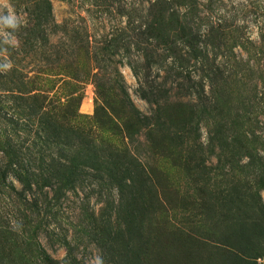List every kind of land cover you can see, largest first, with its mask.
Returning a JSON list of instances; mask_svg holds the SVG:
<instances>
[{
	"label": "rangeland",
	"instance_id": "rangeland-1",
	"mask_svg": "<svg viewBox=\"0 0 264 264\" xmlns=\"http://www.w3.org/2000/svg\"><path fill=\"white\" fill-rule=\"evenodd\" d=\"M1 125L0 264H264V0H0Z\"/></svg>",
	"mask_w": 264,
	"mask_h": 264
},
{
	"label": "trees",
	"instance_id": "trees-1",
	"mask_svg": "<svg viewBox=\"0 0 264 264\" xmlns=\"http://www.w3.org/2000/svg\"><path fill=\"white\" fill-rule=\"evenodd\" d=\"M179 18L176 19V21H178ZM176 32V28L173 29ZM182 30V29H180ZM160 36V35H159ZM13 75V74H11ZM10 83L12 84V89L11 92H15V88H19L17 84H15L14 79H10L9 80ZM35 80H30V81H22L21 80V86L25 87L27 84L32 83ZM17 92H19L20 94H23L24 91L18 90L16 89ZM7 97H9L10 99H12V103L15 104V106L13 107V109H15L14 113L12 114V116L14 115L16 119H11L12 122L14 121H19V120H26V119H30L32 120L34 123H36L37 128L39 130H41L42 132L49 133V131H54L56 129L55 123H53V116L50 115V111L47 110V106L44 105L45 101H46V96L41 94V93H33V94H27L26 96L23 95H16L14 93H11L10 95H8ZM42 98L43 102L39 103V99ZM17 100H25V101H29L31 103H35L33 105H29L27 111H19V109H17L19 106L16 104ZM43 108V109H42ZM46 108V110L44 109ZM40 111V113L36 112V111ZM37 129V130H38ZM0 133L1 136L3 137L6 146H7V150L4 151L7 152L8 156L12 157V158H16L15 161L11 160L9 161V166H13V167H8L5 166L4 168H11L13 170H16L19 175H18V180L21 182L23 189L25 190H31L32 186L35 184V180L33 178H29L30 175H33V177H37L38 173L36 174V172H33L29 167H24L22 166L24 161L26 160V158H24V153L22 152V147L17 140H14L13 136L11 133H9L7 131V129L5 128V126L1 125L0 126ZM46 149H48V153L46 155V157H50L52 152H53V148H54V143H51L50 140L46 139ZM24 148V147H23ZM45 151L42 152V154ZM51 153V154H49ZM73 160V159H72ZM72 161H70V159H67V162L64 163H58L57 166L59 167H65L67 171H71L73 169V166H71ZM49 165L55 166L56 164L54 162H48L46 163V165H44V168H42V166L40 167L39 170H44L47 174L46 176H42V181H48L50 183L51 178H53L54 176L52 175L54 173L53 170L49 169ZM5 171V170H4ZM4 171H2L1 174H4ZM71 173H73V171H71ZM61 181L59 183H71L70 180V176H62L61 177ZM41 182V181H40ZM260 182H262V184L264 185V179L261 177ZM39 183V182H38ZM44 185H46V183H44ZM50 185V184H47ZM52 187V186H51ZM28 188V189H27ZM59 189V188H58ZM47 259V257H46Z\"/></svg>",
	"mask_w": 264,
	"mask_h": 264
}]
</instances>
